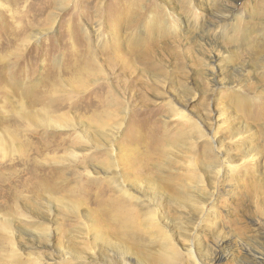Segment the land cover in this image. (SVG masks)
Instances as JSON below:
<instances>
[{"label": "rangeland", "instance_id": "1", "mask_svg": "<svg viewBox=\"0 0 264 264\" xmlns=\"http://www.w3.org/2000/svg\"><path fill=\"white\" fill-rule=\"evenodd\" d=\"M260 205L264 0H0V264H264Z\"/></svg>", "mask_w": 264, "mask_h": 264}, {"label": "bare ground", "instance_id": "2", "mask_svg": "<svg viewBox=\"0 0 264 264\" xmlns=\"http://www.w3.org/2000/svg\"><path fill=\"white\" fill-rule=\"evenodd\" d=\"M153 22L154 21L152 20V17H150V19L147 20V24L148 25H151ZM220 112L221 111L219 110V114H220ZM42 123L43 124H46L47 121L42 118ZM193 126H194V122H193ZM194 127L198 128L196 125ZM197 130H199V129H197ZM104 133H105V131H104ZM238 156H239V154L238 155L236 154V155H234L231 158L229 157L230 159L227 160V161L228 162L230 161V163L231 162L238 161L239 160ZM172 159L173 158H171L170 161H168V162L166 161V162L169 165H171ZM120 160L122 162H124L127 159H126V157H124L123 155H121ZM115 161H117V159H115ZM173 162H175V161H173ZM230 163H229V170L232 171V170L235 169L234 167L237 166V164H233V163L230 164ZM113 164H114V162H113ZM167 167H169V166H167ZM255 175L253 174L252 176H255ZM256 180H258V179H256ZM165 186H166V191H168V201L170 203H172V204H178L179 206H180V204H184L183 198L185 199V197L187 196V191H186V187L183 184L182 185H178L177 183L174 184L173 179L172 180H169L166 177V184H165ZM249 186L251 188V191L253 193H255V194L258 192V190H261V188L258 185H251L250 184ZM147 187L150 188V189H152V190L157 189L156 186H153L152 185L151 181H149L147 183ZM151 194H152V192H151ZM153 194H156V193L153 192ZM153 197H154V195H153ZM181 199H182V201H181ZM186 199H187V197H186ZM194 206L195 205H193V207ZM257 209H258V211L260 213H262L264 215V205L257 206ZM120 224H122V223H120ZM116 225H118V224L116 223ZM136 237H138V234L137 233H135L133 231L131 232L130 230H128L126 228V232H125L124 236L122 235V236L116 237L115 241H113V240H107L106 238H104L101 235H95L94 236V240L96 242H98L101 246H104V247L107 246L109 248H113L117 252L125 253V254L126 253L127 254L129 253V254H131L133 256L135 255L138 258V261L139 262H144L145 264L146 263H148V264H180L181 255H180L179 250L177 248H175V246L172 244V242H170L166 238L165 235L162 234V236H159L161 240H158V241H150V244H151V246L153 248L159 247L161 249V251H156V250H151V249H149V250H140L139 249L140 242L135 241V238Z\"/></svg>", "mask_w": 264, "mask_h": 264}]
</instances>
